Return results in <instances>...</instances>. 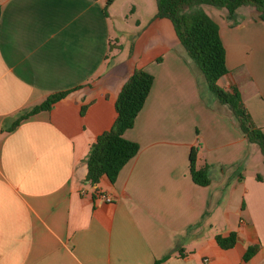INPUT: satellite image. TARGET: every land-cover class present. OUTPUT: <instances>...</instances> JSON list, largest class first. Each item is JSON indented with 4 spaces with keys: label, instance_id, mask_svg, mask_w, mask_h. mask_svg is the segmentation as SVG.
Segmentation results:
<instances>
[{
    "label": "crops",
    "instance_id": "obj_1",
    "mask_svg": "<svg viewBox=\"0 0 264 264\" xmlns=\"http://www.w3.org/2000/svg\"><path fill=\"white\" fill-rule=\"evenodd\" d=\"M117 2L0 0V264H155L169 253L159 264H264L258 145L209 95L170 19L157 11L138 19L131 54L123 53L110 15ZM203 8L226 47L229 71L218 83L240 91L264 131V21L249 7L234 15ZM136 68L155 77L124 133L140 150L115 182L103 176L90 184V148L112 127ZM66 90L51 110L4 130L21 110ZM198 143V166H210L207 186L191 174ZM231 232L236 244L222 248L217 235ZM251 245L259 250L246 260Z\"/></svg>",
    "mask_w": 264,
    "mask_h": 264
},
{
    "label": "trees",
    "instance_id": "obj_2",
    "mask_svg": "<svg viewBox=\"0 0 264 264\" xmlns=\"http://www.w3.org/2000/svg\"><path fill=\"white\" fill-rule=\"evenodd\" d=\"M156 17L168 18L172 21L176 34L187 53L203 73L208 88L217 99L229 107L236 117L239 127L250 143L257 144L264 160V131L255 125L251 114L244 105L239 90L229 92L222 88L218 81L228 73L226 47L221 37L218 23L204 10L203 5H212L226 9L234 15L240 7H249L259 12L264 21V0H156ZM155 77L142 68H136L124 83L116 100L117 117L109 130L100 134L92 144L87 156L88 173L86 180L97 184L103 176L115 182L122 168L137 155L140 144L124 137L126 130L134 127L136 119L143 109L153 87ZM71 90L49 94L41 103L19 112L9 127L12 131L19 124L42 111L51 110L61 99L67 97ZM87 106H82L84 115ZM201 143L192 147L190 152V169L195 183L207 186L211 183L208 164L198 166V155ZM240 179L241 172L238 173ZM257 179L264 181V173H257ZM222 248L233 247L237 242V233L228 236L217 235ZM259 250V245H251L245 254L248 260ZM164 259L156 261L159 264Z\"/></svg>",
    "mask_w": 264,
    "mask_h": 264
},
{
    "label": "rangeland",
    "instance_id": "obj_3",
    "mask_svg": "<svg viewBox=\"0 0 264 264\" xmlns=\"http://www.w3.org/2000/svg\"><path fill=\"white\" fill-rule=\"evenodd\" d=\"M129 6L124 2L125 0H118L117 4L110 10L112 19V29L117 33L120 40L124 43L123 53L130 55L132 47L130 42L137 32V20L145 21L149 18L150 13L158 10L156 0H144L142 4L139 0H128ZM146 26V23H143ZM209 95H214L210 92ZM263 159L262 154L259 153V159Z\"/></svg>",
    "mask_w": 264,
    "mask_h": 264
},
{
    "label": "built area",
    "instance_id": "obj_4",
    "mask_svg": "<svg viewBox=\"0 0 264 264\" xmlns=\"http://www.w3.org/2000/svg\"><path fill=\"white\" fill-rule=\"evenodd\" d=\"M97 196H98V198L103 199V200L108 201V202L113 201V198L111 196H109L106 193L101 192V191L98 192Z\"/></svg>",
    "mask_w": 264,
    "mask_h": 264
}]
</instances>
